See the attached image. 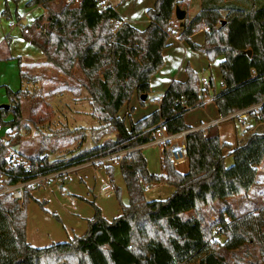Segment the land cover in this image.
Masks as SVG:
<instances>
[{"label":"trees","instance_id":"obj_1","mask_svg":"<svg viewBox=\"0 0 264 264\" xmlns=\"http://www.w3.org/2000/svg\"><path fill=\"white\" fill-rule=\"evenodd\" d=\"M28 6H40L46 14L34 20L25 33L26 39L63 75H72L75 68L84 73L87 83L83 86L90 96L92 116L99 125L92 128V148L75 151L69 160L52 162L42 151L17 161L20 157L13 159L11 150L16 146L13 138L23 119V91L8 89L9 109L0 110L2 117L11 114L12 119L1 121L0 126H10L11 136L8 135L7 142L0 139V175L9 185L28 183L126 153L119 158L118 167L129 203L122 204L120 216L108 222L100 208L91 202L96 211L95 221L89 222L84 235L74 236L65 244L35 249L27 241L26 212L34 200L35 188H26L23 202L0 194V264H40L53 251L73 254L56 264H159L161 253L148 246L142 248L138 244V230L161 221L181 244L184 240L192 241L170 227L169 220L176 217L184 223L196 220L203 240L200 248L184 249L187 258L176 257L177 264H264V208L258 215L239 216L230 204L231 199L248 196L257 186L264 164V105L249 113L256 129L249 134L246 129L244 138L233 150L231 144L221 142L217 132L192 130L185 122V115L203 107L210 91L215 90L211 80L204 89L199 74L188 66L187 80L170 84L158 110L131 122L130 126L119 116L135 94L141 104L145 103L142 96H146L145 101L149 99L151 78L163 68V53L174 36L193 51L205 54L210 62L223 58L220 71L224 89L214 97L222 117L238 119L234 115L262 103L264 0H201L199 13L192 19L186 16L183 26L179 21L174 25L173 16L178 6L186 11L189 0H157L147 12L150 23L145 30L124 22L112 6L100 9L97 0H80L79 4L68 6L64 0H30ZM202 30H205V42L199 45L191 38ZM20 77L22 80V72ZM66 90L75 89L67 87ZM161 123L169 133L188 132L186 173L178 172L165 154L161 160L162 173L149 172L139 148L149 142L151 130ZM69 135L77 136L74 142L86 141L81 129L71 130ZM106 135L114 138L102 141ZM226 150H232L230 167L226 166ZM105 169L114 185L115 166H105ZM158 184L173 187L175 191L166 200L148 201L146 188ZM114 192L119 199L121 189L114 187ZM217 203L223 208L218 211L216 221L208 224L203 209ZM218 236L225 240H217Z\"/></svg>","mask_w":264,"mask_h":264},{"label":"rangeland","instance_id":"obj_2","mask_svg":"<svg viewBox=\"0 0 264 264\" xmlns=\"http://www.w3.org/2000/svg\"><path fill=\"white\" fill-rule=\"evenodd\" d=\"M29 1L30 0H0V19L2 21L0 24V37L4 31L6 36H3L2 40H5L6 44L11 47L10 52L13 57H26L33 60L30 64H24V66H21L23 67V77L21 81L18 59H2L1 57L5 56L6 51L5 49L0 48V107L10 104V99L7 93L8 89L12 92H17L19 90L23 91V119L21 121L19 131L14 136L15 138H13V144H16V146L13 150H11V154L13 159L19 156L20 161H22L23 158L37 156L38 153L43 151L44 157H46L49 161L53 162L58 159L69 160L75 151L77 152L79 149L88 150L92 148V128L97 127L98 122L92 116L93 109L91 104L89 105L90 96L85 86H83L87 83V79L79 68H75L72 75L65 76L59 69L47 62L46 59H43V61H45L43 63H36V59L40 58L38 51L35 49V46L33 47V45L26 39L24 30L32 26L35 19L46 13L41 7L28 6ZM151 1L152 0H128L123 3V7H121L120 12H131V16L138 15L142 20L146 16L145 9L147 5L151 4ZM112 3H117V0H112ZM54 4L58 5L59 2H55ZM107 6H110L108 0ZM188 10L189 7L186 11ZM194 13L195 12L191 11L190 16L193 17ZM188 19L191 18L188 16ZM197 40H199V37H197ZM186 46H188L187 43ZM186 46L184 45L182 47H178L181 50V56L180 58H175L177 66H179L180 60L183 56L184 60L186 58ZM221 60H223V58L218 57L213 62L209 61L211 68L203 70L201 73L198 72L200 78L205 76L213 82L214 90L216 92L220 91L222 85V75L220 71ZM198 61L200 62L199 57L195 62ZM185 62L186 65L193 63L189 57L185 60ZM67 87H74L75 90H73V92H69L66 90ZM213 93V90L210 91L211 95H213ZM159 95V92H151L145 106L141 105V103L137 106V101L135 100L133 105L136 107L135 110L137 109L139 111L136 110L137 112L135 113V110H133V113L135 114H132V117L124 116L125 112L120 113L122 118L125 117L124 119L126 125L130 126L131 122H134L149 113L143 110V108L152 107L154 105L152 100L157 99ZM197 114L198 113H193L191 114V117H196ZM242 116L243 114H240L238 119L231 120L222 125L223 130L226 131L225 136H223V140L228 142V144L235 143V137H237V139L244 138V132L246 129L248 130V134L255 131L256 128L254 120L249 116H247L246 119H243L241 118ZM191 117H188L189 123H192ZM11 119V114H8L6 117H2L0 110V122H9ZM196 119L199 120L197 117ZM243 120H246L245 124L243 123ZM1 127L2 130L0 131V139L3 142H7L10 138L8 135L11 134L10 126L2 124ZM215 128L216 127H212L209 129L204 127L198 130H203L205 132L214 130L215 132ZM79 129L83 130L86 135V141L84 143L80 141L74 142L73 139L77 138V136L69 135L71 130ZM79 133L82 134V132ZM113 138L114 135H106L102 137L101 140L106 141ZM142 153L147 159L149 172L160 175L162 173L160 161V158H162V151L160 152V149L149 146L144 148ZM125 154L126 153H122V156ZM228 157L229 154L226 156V166L230 167L233 164V158ZM114 166V181L116 185L122 189L120 198L118 199L117 197H112L111 199H108L104 195L105 193L101 194V198L98 197V200L105 207V214L109 220L116 217L117 212H120L122 204L127 205L129 203V195L121 171L118 164H114ZM176 169L180 173H186L188 171V163L181 165ZM98 171L102 172V178H105V183L108 181L107 184L109 185V179H106V169L101 167ZM61 178L64 179V177H56L41 182L39 186L34 185L39 187L38 189H45L47 188L45 184L50 181L52 183L55 180L49 185L46 191L41 192L46 200L51 202L48 210L51 209L52 211L54 209V205H60V194L57 193V190L63 186L64 182L72 191H77V189H79L78 186H85L84 183H80V181L77 180L79 178L77 175H74L71 179L64 182L60 180ZM105 183H103V179L98 178V180H96V190L98 191L101 189ZM165 186L168 188L167 185ZM150 187L151 186L148 188ZM152 187H155V185ZM65 188H67V186ZM160 188L156 186L151 193H147V199L149 201H153L154 199H165L166 196H164V193ZM32 202L36 207L34 206L33 208L32 205L29 208V216L34 221V228L36 227L38 229H42L43 226L54 230H57L59 227L61 228L58 219L53 216H47L46 212L43 210L45 204L42 206L38 204L36 200L30 201L31 204ZM46 204L48 205L49 202L47 201ZM230 204L234 207L239 216L259 214L260 210L264 208V164L260 169L257 186L248 196L235 197L231 199ZM222 208L223 205L220 203L215 204L212 208H204L203 216L206 222L208 224L215 222L217 219V213ZM190 216H193V213H191ZM169 225L170 227H175L181 235H185L186 238H189L192 241L188 242L187 240H184L183 244H181V241L177 239L176 234L167 229L161 221L143 226L137 233L138 244H140L142 248L148 246L161 253L158 257L159 264H177L176 257L180 256L183 260L187 258V254L183 252L184 249L190 248L191 250H194L200 248L203 244L199 224L196 220L184 223L181 218L176 217L169 220ZM216 239L221 242L225 240L223 236H218ZM43 247L46 248L50 246L46 245ZM72 255L73 254L62 253L49 256V254H47V256L41 260V263L56 264L62 260L68 259ZM179 263H183V261Z\"/></svg>","mask_w":264,"mask_h":264},{"label":"crops","instance_id":"obj_3","mask_svg":"<svg viewBox=\"0 0 264 264\" xmlns=\"http://www.w3.org/2000/svg\"><path fill=\"white\" fill-rule=\"evenodd\" d=\"M120 1L121 0H117V3L113 4L112 0H108V3L110 6H112L113 8L116 9V11L121 16V18L123 19L124 22L129 23L130 25H132L133 27H135L138 30H145L150 23L147 12L149 9L154 7L157 0H152L151 4L147 5V7L145 9L146 16L142 20L139 18L138 15L131 16L132 15V14H130L131 12L129 13V12L125 11V13H121L120 9H121V7H123L124 2H122V1L120 2ZM127 1H125V2H127ZM38 7H40V6H38ZM200 9H201V0H190L189 10L186 11L187 16H189V18L192 19L197 13H199ZM191 11L195 12L193 17L190 16ZM0 12H1V8H0ZM1 23H2V21L0 19V24ZM24 34H25V32H24ZM3 36H6L4 34V31L0 37V48L5 49L6 54H5V56H3L1 58L6 59V60H14L17 58L18 62H19V66H20V72H23V67H21V66L22 65L24 66V64H30L31 62H33V60H30L29 58H26V57H13L11 55V52H10L11 47L8 44H6L5 40H2ZM197 37H199V40H197ZM191 39L196 44L203 45L205 42L204 31L196 33L194 36H192ZM184 45L186 46V42L180 41L177 37H172L169 40V47L163 53L164 66L155 76H153L151 78V81H150L151 92L152 93H155V92L158 93L159 92L160 95L157 97V99L152 100V103L154 104L152 107H148V108L144 107L146 105V101H144L145 102L144 104H141V105H144L143 110H145L149 113L142 116L140 119H142L145 116H148L149 114H151L154 111L159 109L160 103L158 102V100L163 97L164 93L166 92V90L168 89V87L170 86V84L173 81L185 82L187 80L186 69L188 66H192L191 68L197 73L198 72L201 73L203 70L211 68V64H210L207 56L203 53L193 51L189 47V45L186 46L187 48L185 49V51H186L185 52V55H186L185 60L189 57L193 63H189L190 65H188V64L186 65V62L183 59V57H184L183 56L180 60L179 66H177V63H175V58H180V56H181V53H180L181 50L178 47L179 46L182 47ZM33 47H34V45H33ZM35 49L38 51V55L40 57L39 59H36V63L45 62V61H43V59H45V56L42 54V52H40V50L37 47H35ZM198 57L200 59V62L199 61L195 62V61H197ZM221 61H220V63H221ZM223 89H224V87H223V85H221L220 91H218V92L215 91L213 93V95H210V97L208 99H206V101L204 102L203 107L190 110L185 115V122L189 127L192 128V130H198V129L204 128V127L209 128V129L212 127H216L215 132H217L219 134L221 142L222 143H228V142L223 140V136H225L226 131L223 130L222 125L226 122L233 120V119L222 117L219 114L218 108L214 102L215 95L220 93ZM135 100L137 101L136 104L138 106L140 103V98L137 94H135L133 96L132 100L121 109L120 113L125 112L124 116L132 117L137 111H139L137 109H136L137 110L136 111L135 110L136 107H135V105H133ZM89 105H90V102H89ZM133 110H135L134 111L135 113H133ZM120 113H119V116H120ZM193 113H198L196 115V117L199 118V120H197L196 117H191V114H193ZM189 116L191 117L192 123H189V121H188ZM140 119H138V120H140ZM138 120H136L134 122H137ZM245 121L246 120H243L244 124H245ZM216 122H218V124H215ZM213 124H215V125H213ZM98 125H99V123H98ZM84 128H86V127H84ZM1 130H2V127H1ZM211 131L214 132V130H211ZM235 139H236V142L231 144L232 150L235 148L237 143L241 140L240 138L237 139V137H235ZM146 147H149V146L143 145L139 149L143 152L144 148H146ZM153 148H157V147H153ZM158 149H160V148H158ZM232 150H226L225 155L227 156V154H230V152ZM161 151L162 150L160 149V152ZM162 156H163V152H162ZM231 157L232 156L229 155L228 158H231ZM161 160H162V158H160V161ZM226 161H227V159H226ZM91 167H93V168H91ZM101 167L105 168L104 165H98L95 163H88V164H83L80 166L69 168L68 169L69 172L66 175V177H64V179L61 178L60 180H62L63 182L68 181L74 175H77V176H79V178L77 180L80 181V183H84L85 186H82V185L78 186L79 189H77V191H75V190L72 191L68 188V185H66V183L64 182L63 186H61L60 189L57 190V193L60 194V196H59V200H60L59 204L60 205H58V206L54 205V209L52 211H51V209L48 210V208L51 205V202L49 200H46V198L44 197V195L41 194V192L46 191V189H48L49 185L52 184L55 180L52 183L50 181L47 184H45L47 188H45V189L42 188L43 190L38 189L39 187L31 186L32 188H35V190L32 193L34 200H36V202L38 204H39V202L42 204H45L43 210L46 212L47 216L55 217L56 219H58V221L61 225V228L59 227L57 230L50 229L49 227L45 228L44 226L42 229H38L36 227L34 228L33 227L34 221L29 216V208L32 205L34 208L35 204H33V202H32V204L30 203L26 208V212H27V241L29 244H31V246L33 248H35V249L50 248L51 246H53L55 244L67 243L74 236L84 235L87 231L89 222L95 221L96 211H95V208L90 204V202H94V204L98 208H100L103 218L105 220H107L108 222H112L114 219H116L120 216L121 208H120V212H117L116 217L109 220L105 214V207L98 200V197L101 198V194H104V193H105L104 195L108 199H111L112 197L116 198V193L114 192V187H118L116 185L115 181H114V185H112V183L109 179V176L107 174V171H106V176H107L106 179L107 178L109 179L110 184L109 185L107 184L108 181H107V183H105V178H102L103 177L102 172L98 171V169L100 170ZM147 167H148V162H147ZM98 178L103 179V183H105V184L103 185L104 187L102 186V188L97 191L96 190L97 189L96 180H98ZM93 180H95V181H93ZM66 186H67V188H65ZM156 186H158V188L163 187L160 189L163 191L164 196H166L165 199H157V200H166L175 191L173 187L167 186L168 188H166V186L164 184H158V185H155V187L151 186L150 188H148L149 191H146V194L151 193L156 188ZM121 191H122V189H121ZM146 198H147V196H146ZM53 200H54V198H53ZM154 200H156V199H154ZM47 201L49 202L48 205L46 204ZM44 219H45V217H44ZM46 245H49L50 247H46V248L43 247ZM55 253L56 252L53 251L51 254H49V256H53ZM40 264H43V263L40 262Z\"/></svg>","mask_w":264,"mask_h":264},{"label":"built area","instance_id":"obj_4","mask_svg":"<svg viewBox=\"0 0 264 264\" xmlns=\"http://www.w3.org/2000/svg\"><path fill=\"white\" fill-rule=\"evenodd\" d=\"M97 1L100 6V9H105L107 7V0H97ZM79 3H80V0H64V4L67 6L76 5ZM176 22H177V19L174 13V16H173L174 25H176ZM205 30H202V31H205ZM24 32L28 33V30L25 29ZM175 33H176L175 30H173L172 34L174 35ZM201 84H202V87L206 89L210 85V81L207 77L203 76L201 78ZM161 99L158 100L159 103L161 102ZM263 105H264V100L259 105H256L255 107H252L251 109L238 113L234 115V117L239 118L240 114H243L241 118L246 119V117L249 116L250 112L256 111ZM215 124H218V122H216ZM0 130H1V126H0ZM187 133H188L187 131L180 132L177 134L169 133L168 128L161 123L151 130L149 142L145 144L144 146L160 148L163 154H165L168 161L172 163L174 167L177 168L189 162V152H188L187 139H186ZM120 157H122V154H114V155L102 158L101 160L97 162V164H102L105 166L118 164ZM17 161H20V159H18ZM68 172L69 170L66 169L64 171L54 173L49 176L38 178L28 183H19L16 185L6 184L5 178L0 175V194L10 195L13 200L23 202L25 199V190L27 187L34 186V185L39 186L41 182L50 180L52 178L65 176L68 174ZM146 191H149L148 187L146 188Z\"/></svg>","mask_w":264,"mask_h":264},{"label":"water","instance_id":"obj_5","mask_svg":"<svg viewBox=\"0 0 264 264\" xmlns=\"http://www.w3.org/2000/svg\"><path fill=\"white\" fill-rule=\"evenodd\" d=\"M187 13L185 10L181 9L179 6L175 9V17L177 21L181 22V26H183V23L186 19ZM248 55L251 56V51H248ZM141 99L143 101L146 100V96H142ZM1 109H9V105H3L0 107Z\"/></svg>","mask_w":264,"mask_h":264}]
</instances>
